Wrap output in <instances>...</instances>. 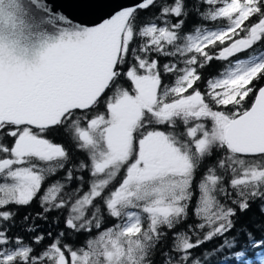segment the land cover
I'll return each mask as SVG.
<instances>
[{
	"label": "snow or ice",
	"instance_id": "obj_1",
	"mask_svg": "<svg viewBox=\"0 0 264 264\" xmlns=\"http://www.w3.org/2000/svg\"><path fill=\"white\" fill-rule=\"evenodd\" d=\"M201 2L208 8L196 5L197 15L228 26L182 35L186 0L160 6L163 26L137 24V9L155 0L107 18L112 0H73L80 14L99 22L78 24L79 38L49 47L37 66L16 54L39 46L34 37L0 33V131L15 138L12 146L0 143L6 154L0 158V208L28 206L49 177L64 170L63 182H50L38 198L44 213L67 211L66 231L55 238L48 233L51 243L40 251L0 225V264H264V234L257 238L247 225L237 227L252 203L264 201V87L253 83L264 81V53L230 60L264 41V0ZM251 16L258 22L244 26ZM238 29L245 35L235 39ZM137 37L141 43L132 46ZM208 45L214 54L205 51ZM153 53L172 59L160 64ZM213 60L228 61L229 68L208 80L202 94L198 69ZM170 75L174 85L162 84ZM60 130L91 163L65 169L69 152L42 135ZM218 149L226 155L210 160ZM121 169L122 182L109 188ZM84 172L92 179L80 195ZM101 202L118 222L74 247L68 237L101 228ZM259 207L264 213V203ZM190 212L196 219L185 223ZM13 216L0 211L3 221ZM254 228L264 233V225ZM44 239L40 233L34 244Z\"/></svg>",
	"mask_w": 264,
	"mask_h": 264
},
{
	"label": "trees",
	"instance_id": "obj_2",
	"mask_svg": "<svg viewBox=\"0 0 264 264\" xmlns=\"http://www.w3.org/2000/svg\"><path fill=\"white\" fill-rule=\"evenodd\" d=\"M173 0H155V3L153 5H150L147 9H139L138 11V26L145 24V23H151L155 22L158 26L162 25V17H160V6L164 5L167 6L168 4H171ZM187 4V14L185 17V25L182 29L181 34L187 35V34H193L195 29H206V28H215L218 26H222L223 20H217L215 22L205 20L201 18V16L197 15L194 11V7L196 5H200L201 11H206L208 6L203 4L201 0H186ZM171 23L176 22V18L171 17L169 18ZM258 17L257 16H251L249 20L244 22V26H251V24L257 23ZM141 43V38L137 37L134 41L132 46H138ZM226 44L230 43L229 41L225 42ZM218 47L219 42H217ZM205 51H210V54H214L216 49L213 48L212 45H209L205 48ZM255 52L256 55H259L261 53H264V41L258 42L254 49H250L246 52H242L238 54L236 57L230 58V60L234 63L237 59L239 60H246L249 58V53ZM152 59H157L160 64L169 62L172 58L171 57H162L159 56L157 53L152 54ZM198 59H201L198 57ZM229 67L228 61H219V60H213L205 65L203 69H198V73L201 76V80L197 82L199 85V89L204 94L206 92L207 88V81L213 78H216L220 76L221 73H223L227 68ZM127 65L121 67V71H126ZM143 71V70H141ZM176 80L175 76H169L167 78L162 77V84H169L174 85ZM123 86L131 90V82L128 80L122 81ZM254 84H257V87H261L264 85V81H253ZM196 87V85H194ZM191 89L188 90L187 93H184V95H187L191 93ZM110 95V93H109ZM206 102H208L206 97ZM250 101H245V107L249 106ZM228 108H231L232 106H227ZM214 110H224V106H216L214 107ZM80 110H78L79 112ZM101 111H103V106L101 107ZM205 123L208 126H211V121H205ZM157 129L163 130V125H157ZM181 130H183V125H180ZM33 131H38L37 129L33 128ZM44 138L49 139L52 143L59 144L66 148V150L69 152V155L71 159L69 162L65 165V169L67 168H73L75 166H78L81 160H85L87 163H91L90 158L88 156V153L84 149H80L77 146V142L72 139V137L68 134H65L62 130L60 131H53L50 134L45 133L42 134ZM15 138H12L10 136H5L3 131H0V143H4L7 146H12L14 144ZM6 154L0 153V158H4ZM226 153L222 149H218L216 153H214L212 159H216L218 157L224 156ZM125 169H121L120 172L117 173L116 177L110 182L109 188H112L113 185L116 187L119 186V183L122 182V176ZM201 171H204V169H201ZM85 176L86 184L83 190L81 191L80 195L85 194L89 188L92 177L87 173H81ZM242 175V172L240 173ZM63 176H64V170L58 171L53 177H49L48 181L45 182L44 185H42L41 192L38 194L39 196H42L45 194L46 188L48 187L50 182H54L55 180H60L63 182ZM201 177H197L194 179L193 183L198 184L199 179ZM230 179V177H229ZM0 182H3L0 180ZM78 186V185H76ZM108 189H105V192H107ZM196 189H194V192ZM63 195V193H62ZM34 198V200L28 205V206H16V205H7L3 208H0V211H9L14 213V216L9 221H3L0 219V225H3L4 227H9L10 231L8 235L10 237H20L25 244H30L33 247L37 249V251L42 250L46 245L51 243V238H49L48 233L52 234V238H55L58 233L62 231H66L65 229V217L67 216L66 210H60V211H53L50 213H44L43 208L40 205L39 198ZM261 203H264V201L256 200L255 203H252L250 210L245 212L243 215L240 216L239 223L237 227L240 225H247L250 230H252L257 238H260L262 234L261 231L256 230L254 228V225H264V213L260 211L259 205ZM102 209L103 213V219L101 228L99 230L93 229L92 233L90 234H74L67 238L68 241H71L74 247H84L86 245V242L88 239L95 237L99 234V232L104 231L106 228H112L114 225L118 222L116 218L110 217L106 206L101 204L99 205ZM189 207L191 208L192 205L190 204ZM38 213H43L47 218L46 219H40L37 217ZM28 217V220L25 221V217ZM196 217L190 212L189 221H186L185 223L195 221ZM59 221L57 223L56 221ZM146 226V224H145ZM28 227H35V232H29L26 231ZM163 230L168 231L169 234H171L172 230L166 229V226H164ZM181 231H185L186 229L180 228ZM40 233H43L45 236V239L41 242L40 245L34 244V237ZM67 255V254H66Z\"/></svg>",
	"mask_w": 264,
	"mask_h": 264
},
{
	"label": "water",
	"instance_id": "obj_3",
	"mask_svg": "<svg viewBox=\"0 0 264 264\" xmlns=\"http://www.w3.org/2000/svg\"><path fill=\"white\" fill-rule=\"evenodd\" d=\"M140 3L142 0H112L106 6L109 11L105 18L114 14L113 10ZM97 22L99 17L80 14L73 0H0V33L6 37L24 34L39 42V46H29L22 53H16L26 66H37L51 46L69 40L75 42L79 38L78 24L92 26Z\"/></svg>",
	"mask_w": 264,
	"mask_h": 264
},
{
	"label": "rangeland",
	"instance_id": "obj_4",
	"mask_svg": "<svg viewBox=\"0 0 264 264\" xmlns=\"http://www.w3.org/2000/svg\"><path fill=\"white\" fill-rule=\"evenodd\" d=\"M241 2L243 3V0H241ZM221 20H223V19H221ZM224 22H223V24H222V26H218V27H215V28H206V29H214V30H221V29H224V28H226L227 26H228V21L227 20H223ZM203 30V29H202ZM238 32H239V36H236V37H234L235 39H239V38H242L244 35H245V33L243 32V31H240L239 29L237 30ZM229 42H231V41H229ZM209 46V45H208ZM229 68V67H228ZM227 68V69H228ZM226 69V70H227ZM225 70V71H226ZM224 71V72H225ZM219 77V76H218ZM218 77H216V78H218ZM131 210V209H130ZM138 211V210H137Z\"/></svg>",
	"mask_w": 264,
	"mask_h": 264
}]
</instances>
